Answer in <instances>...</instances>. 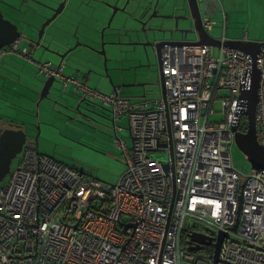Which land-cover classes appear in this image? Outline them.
Wrapping results in <instances>:
<instances>
[{
	"label": "built area",
	"instance_id": "obj_1",
	"mask_svg": "<svg viewBox=\"0 0 264 264\" xmlns=\"http://www.w3.org/2000/svg\"><path fill=\"white\" fill-rule=\"evenodd\" d=\"M216 24L203 18L207 31ZM197 40L162 48L166 96L153 101L102 93L42 64L46 77L75 81L89 102L114 119L126 117L132 146L116 140L125 170L116 182L102 183L40 153L28 138L17 168L0 185V264H181L183 258L215 264L220 234L216 264H264V169L252 167L244 176L232 155L234 128L244 131L248 107L241 90L251 89L254 67L260 72L256 122L264 129V44L254 63L242 50L221 46L213 54ZM20 43L0 49V62L8 53L27 58ZM222 89L230 96L221 97ZM219 100L221 111L214 108ZM160 151L167 161L151 154Z\"/></svg>",
	"mask_w": 264,
	"mask_h": 264
},
{
	"label": "rangeland",
	"instance_id": "obj_2",
	"mask_svg": "<svg viewBox=\"0 0 264 264\" xmlns=\"http://www.w3.org/2000/svg\"><path fill=\"white\" fill-rule=\"evenodd\" d=\"M168 1L137 0V25L133 22L123 25L124 23L122 22L121 24L118 23L120 25L119 27H116V21H114L113 27L105 31L104 39L108 58L107 67L104 65L102 55L89 51L93 57L92 60L76 69L83 73L85 77H90L88 85L91 88H97L102 93H109L113 91L114 86L137 82V84H141L142 86L122 87L123 93L128 94L129 97L142 98V96H145L149 101L158 100L163 97L161 73L156 51L153 47L148 46L145 48L144 45L154 42L156 38L170 41L172 39L176 41L182 38L180 32L171 33L174 29L175 21L174 19H168L166 17L171 12H174L175 8H171ZM100 11H102V8L97 7L95 12L100 13ZM187 12V9L182 8L179 11V15H185ZM31 14L30 11L26 13L25 9V12L19 17L18 25L21 31H27L26 35H28V38H38L39 33L37 30H28L32 26V23L30 24ZM91 16L94 18L92 13ZM110 16L111 14L106 19L105 15L98 24H91L95 29L93 44L97 48H100L102 45L101 31L107 25ZM259 20L260 12L257 11L256 23ZM180 24L179 29H189L192 27V20H181ZM114 27L118 28L119 31L114 30ZM118 33H121V35H118ZM59 34L61 33L59 32ZM81 35L83 36V34ZM195 38L196 35L194 33L188 35V39ZM78 41L79 39L75 40L73 44ZM136 41L137 51H130L133 45L128 46L124 50V53L118 49L122 46L135 43ZM82 44L86 45L87 42H83ZM212 52L213 54H217L218 50L213 47ZM37 57L39 59L42 58L39 51L37 52ZM68 68L73 67L68 65ZM107 69L113 82L106 74ZM63 75L66 76L65 74ZM37 79L40 80L42 86L40 88L41 93L47 79L41 77ZM124 79L126 81L133 79V81L124 82ZM58 81L60 82H56L53 86V88L59 87L57 92L54 91L55 89L53 90L56 96L51 95L49 99L43 100L37 106L39 96L36 103L31 105L33 112H30L29 116L32 124L28 128V136L35 139L37 135L39 136L38 142L42 153L84 172L87 176L99 182H116L124 172L125 164L121 157L122 151L116 146L114 124L112 122L114 118L113 114L99 102L95 101V104H92L84 101L82 108L84 111L94 112L93 118L95 122L92 120L89 121L90 123L84 121L82 119L83 116H77L78 113H74V110L81 103V98L79 96H71L66 92L65 95L63 93L64 84L63 82L61 83V80ZM19 89L23 94L26 92L22 88ZM219 94L221 97H228L231 93L227 89H222L219 91ZM214 108L218 111L222 110L220 100L215 102ZM0 111L3 115H8L12 111V108L0 104ZM212 119L221 120L223 116L218 115L216 117L213 115ZM115 124L123 127L120 137L126 138L128 145L131 147L132 140L127 132L129 127L128 119L126 117L117 119ZM247 125V116H243L241 128L246 130ZM151 154L153 157L162 161L168 160V154L166 152L160 151ZM232 155L237 170L244 176L248 175L252 171L253 166L235 144L232 148ZM20 158L21 155L19 154L13 160L12 169L17 168ZM9 177L10 174L6 179L8 180ZM181 264L192 263L183 258Z\"/></svg>",
	"mask_w": 264,
	"mask_h": 264
},
{
	"label": "water",
	"instance_id": "obj_3",
	"mask_svg": "<svg viewBox=\"0 0 264 264\" xmlns=\"http://www.w3.org/2000/svg\"><path fill=\"white\" fill-rule=\"evenodd\" d=\"M27 1H31V0H27ZM177 1H180V3H182V5H180L182 7H184L185 4L187 5L189 16H178V17L172 15L167 16L175 20L176 31H179L183 36L186 37L190 33H194L196 35V38L198 39L195 43L207 44L212 47L225 46L228 48H235L238 50H242L250 54L254 63L256 62L257 54L261 50V47L264 44V42H254L243 39L225 40V41L217 40L214 37H212L211 34L204 28L202 10L199 0H177ZM0 2L5 3L11 10L20 11V9L13 4L1 0ZM34 2L37 7L36 14L45 19V22L42 24L41 29L40 30L38 29V33H39L38 38H34V37L28 38V36L25 33L19 30V27L16 23H14L12 20L5 18L4 13L0 8V49L10 46L15 41L21 40L24 35V39L34 47L36 46L37 48L38 47L42 48L44 51L54 54L56 57H58V59L60 60L59 62L60 64L59 65H54L53 63L51 64L59 69L62 68V70L65 66L68 65L71 66V64L83 66L85 63L89 62L86 54L76 52L77 49H80L81 47L89 48L94 53H98L102 55V52H100V50L95 49L87 44L84 45L82 44L83 42L80 43L81 42L80 40H79L80 42L78 41L75 42V44H73V41L78 40L79 38H76L75 33H71L67 28L61 26V24L64 22L62 19H66L68 17H70V19H73L76 15L79 14L80 11L78 10V7H81V5L84 3L83 1L34 0ZM172 7L175 8L174 6ZM177 7L178 6L176 5V8ZM48 13H51V16H47ZM113 18H114V14L110 17L107 26H105V28H103V30L101 31V36H102L101 49L103 50L104 56L106 51L105 39H104L105 31L111 28V23L113 21ZM57 19H60L61 21L59 20L60 21L59 22L57 21ZM188 19L192 20V27L190 29H177L179 20H188ZM51 26H55L57 28V38L53 37V42L55 43V46L58 48L57 50L51 48L50 46L45 45L42 42L44 39L43 36H45L47 28ZM59 32L63 35L59 34ZM166 43L168 42L162 40L157 43L152 42L144 45V46L149 45L157 50L156 54L158 57V64L160 67H161V47L163 44ZM104 65L105 67H107L106 60L104 61ZM75 71L78 72V70ZM106 74L112 81L108 73V69L106 71ZM78 75L82 77L81 74ZM46 79L47 80L40 93V98L37 105H39V103L42 102L43 100L49 99L51 95L56 96L53 90L55 89L54 91L57 92L58 88H53V86L55 85L56 82H60L58 80H61V83L63 82L62 79H59L56 76H49L46 77ZM161 80H162L163 97L165 98L166 91L163 84L162 74H161ZM87 82L85 81L86 84H88ZM137 85H141V84H137V82H135V83L125 84L124 86L131 87ZM259 86H260V72L256 67H254V80L251 85V89L248 90L246 88H242L240 95L241 99L248 100V107L245 112V115L247 116V120H248L247 131L242 132L239 131L238 127H235L234 141L238 149L247 157V160L252 164L253 168L264 169V145L260 144L258 141V134L259 132H262V130L257 126V122H256V109L259 103V96H258ZM115 88L116 86L113 87V90H115ZM83 101H88V100L85 98L81 102ZM79 112H80L79 114H81V111ZM112 122L114 124L113 125L114 129L116 130V124L114 118L112 119ZM6 123L7 125H9V127L2 130L0 133V183H2L11 173L13 160L17 158L19 154L22 153L23 147L27 139L29 138L28 128L31 125L30 122H25L22 126L10 124L9 122ZM38 137L39 136L37 135L36 140H38ZM171 157H172V176L174 182V190L176 191L173 150L171 151ZM166 169H168L167 164H166ZM223 238H224V234H220L218 241L215 244L216 247L215 264L218 261L220 247L223 242ZM192 241L210 244L209 242H206L204 237L199 235H192ZM192 249H199V248L192 247Z\"/></svg>",
	"mask_w": 264,
	"mask_h": 264
},
{
	"label": "crops",
	"instance_id": "obj_4",
	"mask_svg": "<svg viewBox=\"0 0 264 264\" xmlns=\"http://www.w3.org/2000/svg\"><path fill=\"white\" fill-rule=\"evenodd\" d=\"M199 2L202 10V17L213 19L217 23L213 28V30L209 31L211 36L214 37L215 39L221 41L243 39L254 42H264V0H199ZM30 5L35 6L33 2H31ZM91 5L92 7L90 9V12L94 16V18L90 21L91 24H98V22H100V20H102V18L105 15H106V19L109 18V14H111V10L106 9V7L102 6L101 4L94 3L93 0L88 6ZM85 6H87V3L86 5L83 6L81 10H79L80 11L79 14L75 16V18L72 20V23H70V25L63 22V27L67 28L71 33H74L75 29L77 28V23L74 22L78 21V18L80 20L83 19L82 15L80 14L82 11H84ZM97 7H101L102 11L104 12L102 11H100V13L95 12L97 10ZM257 11L260 12V20L258 23H256ZM166 18L172 19L169 17ZM114 19L116 21L115 23L116 27L120 26L118 25V23L121 24L123 22L120 16H117ZM85 20L87 21V16ZM31 23L32 26H30L31 28H28V30L31 31H34V29L37 30L38 24L34 21L33 17L30 20V24ZM175 28L176 26H174V29L172 30L171 33L177 32ZM22 32L26 34L27 31L22 30ZM43 37L44 39L42 42L45 45L50 46L51 48L56 50L58 49L55 46V43L53 42V37L57 38V28L55 26H51L47 28L46 34ZM21 40H22L20 45L21 49L28 48V56L30 54L32 59L23 58L19 54L8 53L0 62V100H1L0 104H4L12 108V111L8 115H3V113H1L0 111V133L2 130L9 127V125H7L6 122L20 126H22L25 122L31 123L29 116L30 112H33V109H31V105L36 103V100L40 96V88L42 87L40 80L37 78L40 77L46 78L43 77L39 72L40 64L41 65L43 63H53L54 65L60 64L59 63L60 60L57 59V57L54 54L46 52L42 48L39 47L36 48L33 45H29L28 42L23 41L25 40L24 35ZM220 47H214V48L219 50ZM38 51L40 52V56L42 55L41 59L37 57ZM71 66L73 68H68V66L64 67L63 73L66 75L64 77L67 80L75 78L79 82H83V81L87 82L89 77L87 76L85 77L84 74H82L80 71L78 72L75 71L77 68L81 66L76 64H71ZM78 74H81L82 77L79 76ZM67 80L64 79L62 80L64 84L63 93L65 94L66 92L69 93L71 96H79L81 98V101L84 100L86 96L81 91L75 89L76 87L75 81H71V80L67 81ZM123 81L132 82L133 79L129 81H126L124 79ZM87 83L89 84V82ZM116 87L121 88L120 89L121 95L125 97H129L128 94L123 93L122 87H126L124 86V84L122 86L118 85ZM19 88L26 90V92L23 94ZM95 90L99 91L97 88H95ZM112 92L113 91L109 93ZM143 97L145 96H142V98ZM129 98H137V97H129ZM120 134L121 131L116 132L115 130L116 140L120 137ZM31 139H35V138H31ZM36 145L39 152L42 153L38 140L36 141Z\"/></svg>",
	"mask_w": 264,
	"mask_h": 264
},
{
	"label": "flooded vegetation",
	"instance_id": "obj_5",
	"mask_svg": "<svg viewBox=\"0 0 264 264\" xmlns=\"http://www.w3.org/2000/svg\"><path fill=\"white\" fill-rule=\"evenodd\" d=\"M1 1H5V2H8L10 4H13L17 8L20 9V11L11 10L5 3L0 2V8H1L2 12L4 13V16L6 19L12 20L14 23H16L18 25L19 17L25 12V9H26V13L28 11H30L32 13L30 16H32L34 21L38 24L37 31H38V29H41V26L45 22V19L36 14V11H37L36 5L35 6L30 5L31 1L35 4L34 0H31V1H27V0H1ZM81 1H83L84 3L81 5V7H78V10H81L83 8V6L86 5V3H87V6L84 7V11H82L80 14V15H82L83 19L80 20L78 18V21L74 22V23H77V28L75 29V32H74L76 35V38H79V40L81 42H87V45L92 46L93 48L100 50V52H102L103 61H105V60L108 61L107 51H105V56H104L103 50L101 49V47L97 48L93 44V42H94L93 36L95 35V32H94V28L91 26V23H90V21L93 19V17L91 15H89V14H91L90 9H91L92 5L88 6L92 2V0H81ZM93 1L96 4H101L102 6H105L107 9L111 10V16L114 14V18H116L117 16H120V18H122V20H123V23H124L123 25H126L127 23H132V22L135 23V25H137V0H93ZM168 4L170 7L174 6L176 8V5L178 6L175 9V11L171 12V14H169V15H172L175 17L189 16V12L185 13V15H179V11L182 8L188 10L186 4L184 5V7H182V6H180V5H182V3H180V1H177V0H169ZM47 16H51V13H48ZM86 16H87V21L85 20ZM114 18H113V21L111 23V28L113 27V22L115 21ZM61 19H62V17H61ZM73 19H70V17H68V18L62 19V20L66 24L70 25V23H72ZM59 20L60 19H57V21H59ZM88 20H89V22H88ZM180 21L181 20H179L177 29L180 28V25H181ZM68 22H70V23H68ZM107 24H108V22H107ZM61 26H63V23L61 24ZM18 27H19V25H18ZM29 28H31V27H29ZM113 29L119 31L118 28L114 27ZM177 32H179V31H177ZM81 34H83V36ZM119 34L121 35V33H118V35ZM34 38H36V37H34ZM162 40L163 39H161V38H156L153 43H157V42H160ZM165 41L169 42L170 40H165ZM116 44H119V43H116ZM166 44H163L162 47H164ZM131 45H133V47L130 48V51H132V52L137 51V49H138L137 48V41L135 43H131L127 46H122L121 48H118V49H120V51L122 50L121 52L124 53L125 52L124 50H126L128 48V46H131ZM148 46L149 45L144 46V47L146 48ZM105 50H106V42H105ZM89 51H91L89 48L81 47L80 49H77L76 52L86 54L88 61H91L93 57ZM155 51H157V50L155 49ZM91 52H93V51H91ZM115 89L120 91L121 88L116 87ZM92 104H94V103H92ZM82 105H83V103H80V105L78 106L79 108H76L74 110V113L77 112L78 113L77 116H83L82 119L88 123H90L89 121H91V120L93 122H95V120L93 118L94 112L84 111V109L82 108ZM69 109L71 110L70 107H69ZM79 111H81V114H79L80 113ZM258 141L260 144L264 145V131L260 132L258 134Z\"/></svg>",
	"mask_w": 264,
	"mask_h": 264
},
{
	"label": "clouds",
	"instance_id": "obj_6",
	"mask_svg": "<svg viewBox=\"0 0 264 264\" xmlns=\"http://www.w3.org/2000/svg\"><path fill=\"white\" fill-rule=\"evenodd\" d=\"M209 32V31H208ZM182 38H187L188 39V36L186 37V36H183L182 35ZM195 39H197V38H195ZM191 40H194V39H191ZM21 42H22V40H20ZM23 41H25V42H28V41H26V40H23ZM178 41V40H177ZM177 41H169L168 43H172V42H177ZM223 41H225V40H223ZM179 42V41H178ZM29 43V42H28ZM167 43V44H168ZM20 45H21V43H20ZM29 45H31L30 43H29ZM212 47V46H211ZM225 47V46H224ZM163 48V47H162ZM162 48H161V50H162ZM213 48V47H212ZM246 53V52H245ZM22 57V56H21ZM23 58H25V57H23ZM55 67V66H54ZM159 68H160V70H161V67L159 66ZM64 69V68H63ZM160 73H161V71H160ZM62 75H63V70H62ZM64 76V75H63ZM58 78V77H57ZM59 79H61L60 77H59ZM83 82H85V81H83ZM116 90V89H115ZM115 90H113V91H115ZM121 119H123V118H121ZM117 121V119H115V122ZM258 126V125H257ZM259 127V126H258ZM260 128V127H259ZM115 130V129H114ZM262 130V132L264 131V129H261ZM247 131V129L245 130V131H243V132H246ZM260 133V132H259ZM30 138V137H29ZM37 141V140H36ZM234 144H235V141H234Z\"/></svg>",
	"mask_w": 264,
	"mask_h": 264
},
{
	"label": "trees",
	"instance_id": "obj_7",
	"mask_svg": "<svg viewBox=\"0 0 264 264\" xmlns=\"http://www.w3.org/2000/svg\"><path fill=\"white\" fill-rule=\"evenodd\" d=\"M35 47H36V46H35ZM36 48H37V47H36ZM27 58L32 59V57L30 56V54H29V56H28ZM41 63H43V62H41ZM39 72H40V74H41L43 77H45V71H43V67H42L41 64H40ZM63 74H64V73H63ZM186 244H187V242H185L184 245H186Z\"/></svg>",
	"mask_w": 264,
	"mask_h": 264
}]
</instances>
